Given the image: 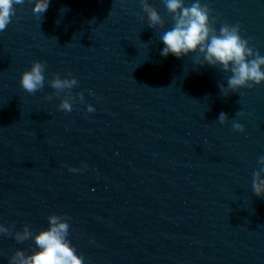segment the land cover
<instances>
[{"label": "water", "instance_id": "1", "mask_svg": "<svg viewBox=\"0 0 264 264\" xmlns=\"http://www.w3.org/2000/svg\"><path fill=\"white\" fill-rule=\"evenodd\" d=\"M148 2L166 20L160 32L140 0H50L42 19L35 0L15 5L0 32V223L14 226L0 234V264L33 251L15 231L38 233L53 213L67 214L85 264H264V197L252 189L264 82L224 96L218 85L232 73L222 66L162 56L171 17L164 0ZM202 3L217 30L241 24L264 55V0ZM37 60L45 85L29 94L20 80ZM56 73L79 81L71 112L48 83Z\"/></svg>", "mask_w": 264, "mask_h": 264}, {"label": "clouds", "instance_id": "2", "mask_svg": "<svg viewBox=\"0 0 264 264\" xmlns=\"http://www.w3.org/2000/svg\"><path fill=\"white\" fill-rule=\"evenodd\" d=\"M23 3L24 0H0V32L5 31L11 23L16 12L15 5ZM140 3L147 16L148 26L160 32L166 20L148 0H140ZM49 4L50 0H35L32 11L42 19ZM164 4L171 17L172 27L161 36L165 45L161 51L162 56L172 54L182 58L194 52L197 53L195 62L198 65L222 66L224 71L232 73L226 87L223 83L218 85L224 96L239 92L241 88H254L264 82V55L250 46V39H245L241 35V24L224 23L217 30L215 27L217 18L212 15L213 9L207 3H202V0H194L190 6H186L185 0H164ZM45 71L46 62L40 60L33 62L31 68L22 73L21 88L29 94L43 90ZM48 83L55 90L54 95L65 93L58 108L71 112L77 99L72 89L79 84L78 79L71 73L63 78L56 73ZM47 98L51 100L53 94H49ZM78 98L83 103L84 93L80 92ZM86 110L94 112L95 107L88 103ZM237 115L245 114L241 111L237 112ZM218 120L224 124L229 121V117L227 113L221 112ZM232 128L234 131H245L244 125L235 120ZM258 165L259 169L253 173L252 189L257 197H264V155L258 158ZM69 170L81 171L71 166ZM48 221L49 227L38 233H34L28 224H25L22 230L15 231L14 238L17 242L33 239L35 248L30 253L24 249H16L8 264H85L84 256L77 253L68 238L71 225L67 214L53 213L49 215ZM13 227L0 223V234L11 236Z\"/></svg>", "mask_w": 264, "mask_h": 264}]
</instances>
